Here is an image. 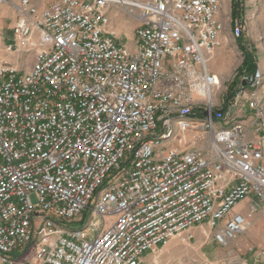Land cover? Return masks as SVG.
Returning a JSON list of instances; mask_svg holds the SVG:
<instances>
[{"label":"built area","instance_id":"1","mask_svg":"<svg viewBox=\"0 0 264 264\" xmlns=\"http://www.w3.org/2000/svg\"><path fill=\"white\" fill-rule=\"evenodd\" d=\"M2 3L0 264H140L195 226L221 247L245 230L264 207V75L210 72L222 0ZM113 8L137 22L129 47Z\"/></svg>","mask_w":264,"mask_h":264},{"label":"rangeland","instance_id":"2","mask_svg":"<svg viewBox=\"0 0 264 264\" xmlns=\"http://www.w3.org/2000/svg\"><path fill=\"white\" fill-rule=\"evenodd\" d=\"M34 2L50 3L54 0H33ZM0 6L10 8L14 14L15 10L9 3H2ZM109 31L112 32L122 44L131 46V38L136 20L130 18L123 10L116 8L110 11ZM220 19L224 25L222 46L214 50L212 58L208 61V67L221 74L222 87L227 85V80L237 76L238 72L248 70L243 67V55L241 50L251 48L250 54L264 75V0H222ZM236 20L243 21V33L239 39H233L230 29ZM235 84V83H233ZM31 200L35 202L34 196ZM242 202L235 209L243 206ZM244 213V211H243ZM251 222V221H250ZM203 231L200 238L193 237L187 244H177L167 250L162 248L154 253L145 254L140 264H227L228 258L240 259L247 248L257 250L250 239L245 238L244 233L230 241L227 246H218L212 240V230L206 224L201 225ZM215 248L222 253L219 256L214 252ZM147 255V256H146Z\"/></svg>","mask_w":264,"mask_h":264},{"label":"crops","instance_id":"3","mask_svg":"<svg viewBox=\"0 0 264 264\" xmlns=\"http://www.w3.org/2000/svg\"><path fill=\"white\" fill-rule=\"evenodd\" d=\"M36 3L39 4L40 6L46 5L45 3H41V2H36ZM14 20H15L14 12L10 8H7L6 6H0V34H1L0 58L9 60L12 63L16 64L12 56L5 53L3 49V46L5 44L10 43L12 40L11 28L14 23ZM211 55L209 59L212 58L213 55L212 56ZM29 67H27V69ZM209 70L210 72L221 77V74L216 73L210 68ZM202 231H203V227L201 225L195 226L191 229V233L193 234V236L198 238L202 236L201 234ZM242 233H244L245 238H248L253 243H255L254 245H256L258 249L253 250L251 246V249L247 248V250L243 251L240 259H236L235 257L228 258L227 264H264V207L261 210H259L256 214H254L252 217L248 218L247 226ZM237 238L238 241L242 239L239 235L237 236ZM178 243H179L178 239L173 238L164 247H162V250L164 251L169 248H172ZM214 252L216 253L217 256H219V254L222 253L221 251L217 250V248H215Z\"/></svg>","mask_w":264,"mask_h":264},{"label":"trees","instance_id":"4","mask_svg":"<svg viewBox=\"0 0 264 264\" xmlns=\"http://www.w3.org/2000/svg\"><path fill=\"white\" fill-rule=\"evenodd\" d=\"M242 55H243V67H248V70H253L256 67V62L254 60V58L252 57V55L250 54V52H248L247 50H241ZM242 72H238L237 74L239 75ZM233 83H236V79L233 80L232 84L229 86L230 90H232V87L235 85Z\"/></svg>","mask_w":264,"mask_h":264}]
</instances>
